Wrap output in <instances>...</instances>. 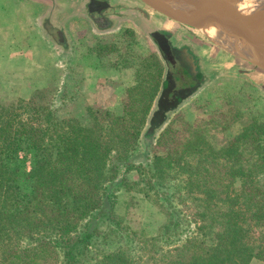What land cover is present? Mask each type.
I'll return each instance as SVG.
<instances>
[{
	"label": "rangeland",
	"instance_id": "374dc122",
	"mask_svg": "<svg viewBox=\"0 0 264 264\" xmlns=\"http://www.w3.org/2000/svg\"><path fill=\"white\" fill-rule=\"evenodd\" d=\"M93 1L76 0L73 2L76 12L67 13L68 17L58 16L54 24L47 20L45 26L55 40L51 56L62 53V44L67 43L74 52L78 42L84 41L88 50L78 46V52L92 51L94 56L103 59L101 68L93 71L94 76L91 72V79L98 81L95 92H100L99 97L95 92L86 90L91 87L89 81L69 84L64 80V63L51 64L46 61V50L42 49L45 44L14 42L0 44V106L22 104L17 114L24 118L33 113L34 106L52 109L49 117L52 121L51 125L48 123L45 137L46 145L51 148L59 144L61 135L71 134L72 128L78 125L92 127L98 123L96 131L106 135L105 129L111 117L121 115L124 105H143L149 101L155 88L160 87L147 123L141 127L138 145L131 151L127 144H115L120 153H131L120 160L115 152L112 153L108 174L113 178L106 184L109 194L104 210L101 214L94 213L95 220L90 228L87 220L79 224L78 234L86 232L87 227L93 230L96 225L92 246L87 250L80 246L77 253L81 264H113L105 258L117 253H121L128 264L169 263L175 256V249L185 244L186 236L195 233L197 227H203V222L195 216L202 211L199 199L203 196L192 188L197 186L196 182H200L198 177L191 178L189 171L199 166L208 170L214 168V164L216 168L232 165L234 158H224L223 155L216 160L191 157L188 162L194 169L185 172L186 159L171 173L159 175L156 181L151 179L153 171L150 167L155 154H164L165 151L157 146L158 139L164 130L173 126L180 132V140L193 141V131H201L208 147L218 152L225 149L232 152L243 150L245 147L237 145L236 140L244 133V127L250 123L264 122V70L228 53L209 40L203 31L170 19L138 0L134 1L139 3L140 8L127 7L125 14L129 12L128 19L114 20L113 25L110 22L112 12L106 10L104 15H98L90 7ZM87 3L89 6H86ZM118 10L114 16L127 17L120 13L125 8L119 7ZM95 16L98 27L92 20ZM79 19L83 23L81 28H78ZM64 32L67 35L65 41L63 36H59ZM158 33L167 40V50L159 47ZM111 67L117 71L116 74L110 72ZM159 71L162 72L160 81ZM154 73H157L156 80H152L155 79ZM96 77L105 79L98 80ZM145 81L147 85L143 84ZM163 82L167 84L165 88ZM81 84L85 89L83 92ZM140 85L151 89L145 100L137 95L138 90H133ZM79 98L82 101L79 102ZM37 115L34 120L39 121ZM137 118H142V114ZM41 120L45 121L44 115ZM111 138L117 141L115 135ZM1 146L0 142V149ZM118 147L127 148L122 151ZM34 162L32 155L23 152L14 158L8 156L7 165L19 169L16 184L25 193L33 190L31 173ZM142 171H145L144 174ZM254 181L253 194L249 195V200H252L242 197L238 211L242 212L240 217L245 221L244 244L251 247L257 256L247 264H264L263 177H256ZM243 184L242 178H237L231 187V194H240ZM220 199L216 198V203L225 202L226 195L220 196ZM218 205L217 211L222 216L227 209ZM111 218H115L113 224ZM202 219L205 224L210 220L209 217ZM213 230L211 236L224 231V227L220 229L215 225ZM37 238L35 236L31 242L28 238L25 241L34 248L39 242ZM12 248L10 241L5 242V247L0 246V264H11ZM45 256L51 264H66L64 251L58 248L45 252Z\"/></svg>",
	"mask_w": 264,
	"mask_h": 264
},
{
	"label": "trees",
	"instance_id": "16d2710c",
	"mask_svg": "<svg viewBox=\"0 0 264 264\" xmlns=\"http://www.w3.org/2000/svg\"><path fill=\"white\" fill-rule=\"evenodd\" d=\"M157 73L160 81L162 72ZM157 73H154L155 79L152 80H156ZM145 83L147 85V81ZM166 85V82L162 83L163 88ZM141 86L133 90H138L137 95L145 100L151 89ZM159 89L155 88L149 101L143 105H124L121 115L111 117L105 129L106 135L98 134V123L92 127L78 125L72 128L71 134L61 135L59 144L51 148L46 145L45 137L51 125L52 119L50 121L49 117L52 109L34 106L33 113L24 118L17 114L22 104L0 106V246L5 247L6 241L13 245L11 264H51L44 258L45 252L55 248L64 251L66 264L82 263L78 261L77 249L81 246L87 250L92 246L91 239L97 231L96 225L89 230L95 220L93 215L103 212L108 198L106 184L113 178L108 174V162L112 161L114 152L118 160L127 158L138 145L141 127L147 123ZM139 114H142V118H137ZM36 115L39 121L34 120ZM43 115L45 121L41 120ZM187 130L192 132L190 128ZM243 130L244 133L236 141L237 145L245 148L235 152L226 149L218 152L208 147L201 131H193V141L180 140V132L170 126L159 137L157 146L165 151L164 154H155L150 167L153 171L151 179L156 181L159 175L171 173L186 159L185 172L194 169L188 162L191 157L216 160L223 155L224 158H234L232 165L216 168L213 163L212 169L204 170L199 166L189 171L191 178H199L200 183L196 182L197 186L192 188L203 196L199 199L202 211L195 215L203 222V227H197L195 233L187 235L185 244L175 249L172 261L165 264H247L257 257L252 248L244 244L245 221L241 220L242 212L238 211V205L242 197L249 200V195L253 194L256 177H263L264 184V122L250 123ZM114 135L117 141L111 138ZM116 143L127 144L131 151L125 155L120 153L115 147ZM118 148L125 151L127 147ZM20 152L35 158L31 193L21 191L16 184L19 169L7 165L8 156L14 158ZM216 169L219 171L215 172ZM237 178H242L243 190L233 196L230 190ZM221 181L222 184H219ZM222 195H226L225 202L216 203L218 200L215 199H220ZM218 204L227 209L222 216L217 211ZM207 217L210 220L205 224L202 218ZM84 220H87L89 228L78 234L79 224ZM110 222L113 224L115 218H111ZM215 225L220 229L224 227V231L211 236ZM206 229L209 232L206 233ZM35 236H38L36 240L39 242L32 248L25 240L34 241ZM105 260L113 264H128L121 253L108 255Z\"/></svg>",
	"mask_w": 264,
	"mask_h": 264
},
{
	"label": "crops",
	"instance_id": "0c3cea01",
	"mask_svg": "<svg viewBox=\"0 0 264 264\" xmlns=\"http://www.w3.org/2000/svg\"><path fill=\"white\" fill-rule=\"evenodd\" d=\"M75 1L76 0H0V44L5 45L14 42L17 44L30 43L32 45L41 43L45 44L42 45V49L44 48V50H46L45 60L51 64H58V62L64 63V80L69 84H79L78 81L87 83L89 81L88 84L91 85V87L86 90H88V92H95L97 90L95 86L98 81H93L91 77L94 76L93 71L101 68L103 59L94 56L90 50V52L87 53H84L83 51L78 52V46H82L83 50H88L86 42L79 41L74 52L71 51L70 45L66 43L63 46L62 44L60 46L62 48V53H57L55 56L50 55L51 51H54L55 49V40L45 26L46 22L47 20H50V22L54 24V22L59 19L58 16L65 15L68 17L69 15H66L67 13L76 12L77 9L73 5V2ZM114 1L115 0H113V2ZM96 3L103 7L102 11H96L98 15L103 14L106 10L112 12V19H110V22L114 20L123 21L124 19H128L129 12L125 14L127 7H132V9H136V7L140 8L139 3L134 0H116L114 3L117 5L108 0H97ZM86 6H89V3H87ZM119 7L125 8V10H121L120 13L127 15L126 18L114 16L116 15V11H119ZM79 12H82V10ZM79 12L78 14H80ZM92 20L95 26L98 27L99 22L97 21V17L95 16ZM89 22L91 23L92 21L89 20ZM81 24L83 23L79 19L78 28L82 27ZM105 30L110 29L106 28ZM59 36H63L65 41V36L67 35L64 32L63 35ZM91 72L93 73V76L91 75ZM110 72L116 74L117 71L111 67ZM96 74L99 75V72H96ZM96 78H98V80L105 79L104 77ZM83 90L85 89L82 88L81 84V91L83 92ZM78 92H80L79 88ZM95 93L96 96L99 97L98 94L100 92L98 91ZM78 100L79 102L82 101L80 98Z\"/></svg>",
	"mask_w": 264,
	"mask_h": 264
},
{
	"label": "bare ground",
	"instance_id": "6f19581e",
	"mask_svg": "<svg viewBox=\"0 0 264 264\" xmlns=\"http://www.w3.org/2000/svg\"><path fill=\"white\" fill-rule=\"evenodd\" d=\"M168 1L172 11V18L176 21H183V13L197 16L203 27V34L225 49L228 53L245 58L260 65L264 64V31L258 36L248 34L247 41L240 38L231 31L224 23H214L218 9L228 8V3L223 0H162ZM233 7L235 11L244 17H258L259 21L264 17V0H236ZM259 22H256V24Z\"/></svg>",
	"mask_w": 264,
	"mask_h": 264
},
{
	"label": "water",
	"instance_id": "95a60500",
	"mask_svg": "<svg viewBox=\"0 0 264 264\" xmlns=\"http://www.w3.org/2000/svg\"><path fill=\"white\" fill-rule=\"evenodd\" d=\"M141 3L149 6L154 11L167 16L168 18H172V11H174L173 8H171L168 1H162V0H138ZM224 3H228V8L224 9V7L219 8L216 13L215 18H213V22L216 24L218 22L224 23L226 27H228L231 31H233L236 35H238L243 40L247 41L248 34H254L258 36L261 32L264 31V17H262L259 21H256L258 17H244L238 14L237 11H235L233 4L236 2V0H223ZM105 5L104 3H102ZM184 20L179 21V23L188 25L190 27H193L195 29H198L200 31L203 30V27L199 23V18L197 16L188 15L183 13ZM178 22V21H177ZM256 22H259L256 24ZM159 36H157L158 41L160 42L162 38L165 39L162 35L158 33ZM166 40V39H165ZM245 59V58H242ZM247 60V59H245ZM249 62L261 67L264 70V64L260 65L256 62H252L248 60Z\"/></svg>",
	"mask_w": 264,
	"mask_h": 264
},
{
	"label": "flooded vegetation",
	"instance_id": "af4514ba",
	"mask_svg": "<svg viewBox=\"0 0 264 264\" xmlns=\"http://www.w3.org/2000/svg\"><path fill=\"white\" fill-rule=\"evenodd\" d=\"M97 1V0H96ZM96 1H93V3H91L90 7L92 8V11H98L100 12L103 7L101 5H98L96 3ZM164 37V36H163ZM159 44V47H161V49H166L167 50V40H165L164 38L161 39V41H157ZM169 46V45H168Z\"/></svg>",
	"mask_w": 264,
	"mask_h": 264
}]
</instances>
